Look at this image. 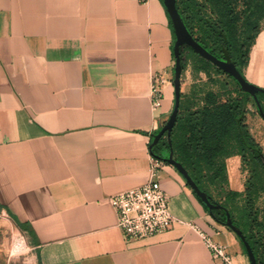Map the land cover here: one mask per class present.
Segmentation results:
<instances>
[{
    "label": "crops",
    "instance_id": "0c3cea01",
    "mask_svg": "<svg viewBox=\"0 0 264 264\" xmlns=\"http://www.w3.org/2000/svg\"><path fill=\"white\" fill-rule=\"evenodd\" d=\"M161 0H0V205L29 226L36 264H220L197 228L250 264L184 176L160 159L172 228L137 240L117 226L110 194L150 180L153 135L175 89L152 107V79L173 78L176 35ZM246 79L264 88V29ZM247 123L264 151V119ZM242 191L241 158H227Z\"/></svg>",
    "mask_w": 264,
    "mask_h": 264
},
{
    "label": "trees",
    "instance_id": "16d2710c",
    "mask_svg": "<svg viewBox=\"0 0 264 264\" xmlns=\"http://www.w3.org/2000/svg\"><path fill=\"white\" fill-rule=\"evenodd\" d=\"M176 1L188 30L196 40L218 58L234 62L245 77L249 53L264 18V0ZM191 53L197 57L200 70L210 75L212 68L219 74L227 75L234 81L235 88L229 89L225 98L211 90L203 92L199 98L181 92L178 118L171 131V144L165 134L150 151L154 157L167 161L172 148L174 158L187 169L199 188L207 192L212 201L223 206L210 211L198 197L205 208L223 225L226 224L228 211L234 225L249 241L257 263L264 264V207L258 206V200L261 195L264 196V151L250 132L246 117L247 105L252 102L259 113L257 105L232 76L188 45L181 47L183 69ZM258 98L264 109V92H259ZM152 141L153 138L150 145ZM233 155L240 156L242 170L249 173L242 191L230 188L226 160ZM212 186L223 191L222 199L215 198ZM11 217L20 229L29 234L34 245L32 229ZM238 240L248 256L242 240L239 237Z\"/></svg>",
    "mask_w": 264,
    "mask_h": 264
},
{
    "label": "built area",
    "instance_id": "2783aa9c",
    "mask_svg": "<svg viewBox=\"0 0 264 264\" xmlns=\"http://www.w3.org/2000/svg\"><path fill=\"white\" fill-rule=\"evenodd\" d=\"M170 78L165 72L155 73L152 79V107L160 108L165 85ZM150 180L142 185L121 190L107 197L114 208L117 226L128 240L149 238L172 228L177 218L172 214L169 197L162 188L158 173L160 159L153 156ZM205 245L219 259L220 264H238L228 244L221 243L197 228Z\"/></svg>",
    "mask_w": 264,
    "mask_h": 264
},
{
    "label": "water",
    "instance_id": "95a60500",
    "mask_svg": "<svg viewBox=\"0 0 264 264\" xmlns=\"http://www.w3.org/2000/svg\"><path fill=\"white\" fill-rule=\"evenodd\" d=\"M166 10L171 18L173 28L176 35V41L174 44L173 52L175 56V68H174V89H175V104L174 108L168 118V120L165 122V124L162 126L160 131L153 135V141L150 145V148H152L155 144L158 143V141L166 134L167 138L169 139V143L171 144V131L173 127L176 124L178 114H179V106H180V100H181V74L183 70L182 65V58H181V47L184 45L190 46L196 53L204 57L205 59L211 61L213 64H215L217 67L224 70L226 73H228L230 76H232L240 85L241 89L249 93L255 101V104L257 105L258 111L261 115V117L264 119V109L263 106L258 98L259 92H264V88H261L251 82H249L239 71L237 68V65L234 62H230L224 59L218 58L215 54L210 52L207 48H205L196 38L191 34V32L188 30L178 8H177V1L176 0H163ZM167 162L174 165L178 171L184 176L187 183L191 186V188L195 191L197 196L208 206L210 211H212L214 208H222L223 206L219 203H216L212 201L211 197L207 194V192L201 190L197 183L193 180V178L188 173L187 169L174 158V152L171 148L169 156L166 158ZM226 226L231 228L235 234L242 240L243 244L246 247L248 258L250 261V264H258L256 256L254 254V251L249 243V241L246 239L244 233L242 230L237 228L231 218L230 213L227 211V221Z\"/></svg>",
    "mask_w": 264,
    "mask_h": 264
},
{
    "label": "rangeland",
    "instance_id": "374dc122",
    "mask_svg": "<svg viewBox=\"0 0 264 264\" xmlns=\"http://www.w3.org/2000/svg\"><path fill=\"white\" fill-rule=\"evenodd\" d=\"M263 29L264 18L261 21L260 31ZM191 55L186 68L182 70L181 92L199 98L203 92L211 90L219 92L222 94V98H225L229 89L235 88L234 81L227 75L219 74L212 68L210 69V75L200 70L197 57L193 53ZM173 80L174 75L170 79V84L174 86ZM249 106L253 108L256 115H259L252 102L249 103ZM249 108L247 105L246 114ZM239 170H241V172H238V174H241L240 179L245 182L249 173L243 171L241 167H239ZM211 189L215 198L222 199L223 191L219 187L212 186ZM258 206L260 208L264 207L263 195L258 200ZM35 256V248L29 234L20 229L10 214L0 205V264H36Z\"/></svg>",
    "mask_w": 264,
    "mask_h": 264
}]
</instances>
